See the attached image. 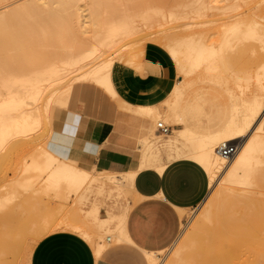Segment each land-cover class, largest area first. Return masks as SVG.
<instances>
[{"label": "rangeland", "instance_id": "1", "mask_svg": "<svg viewBox=\"0 0 264 264\" xmlns=\"http://www.w3.org/2000/svg\"><path fill=\"white\" fill-rule=\"evenodd\" d=\"M8 1L12 3L9 7L25 2ZM212 1L78 0L77 4H81L99 20L98 26L91 27L84 34L16 32L15 24L8 32H0V100L8 97L4 83L11 85V91L20 92L17 97L21 100L15 110L10 105L4 106L0 120V125L10 126L9 131H5L8 133L3 139L5 144L0 137V264H30L34 245L45 236L58 231L79 235L92 250L96 247H102L104 250L116 246L115 237L121 233L115 227L108 231L98 230L93 208L96 205L101 214L107 210L119 213L133 204L131 178L128 174L121 175L131 167L130 164L127 163L123 171L93 167L95 180L107 183L112 188L117 187L116 190L110 188V193L90 191L86 193V199L73 195L66 197V191L65 195L60 197L54 190L44 188L43 182L47 175L37 167L41 161L39 154L42 149L81 163L78 158L79 151L73 150L72 145L81 139V132L84 127L88 128V123H105L114 104L117 110L140 118L134 112L120 109L117 103L122 99L115 89L114 93L104 90L95 81L98 77L91 75L90 71L95 70L99 75L111 80V69L115 62L141 70L144 45L153 43L168 54L177 74V90L170 91L167 97L157 104L163 116L168 117V121H165L166 117L152 119L153 128H156V121L165 125L175 122L173 116H176V119L180 120L179 124L170 126V130L183 127L187 120L191 127L205 133L216 130L219 119L226 120L232 105L229 92L234 91L233 94L236 95L240 93L233 83L234 74L237 70L239 73L248 66L250 68L251 65L252 69L264 57L259 43L252 39V36H248L253 33L256 36L264 34V0H219L211 3ZM122 17L125 20L124 28L110 32L107 25ZM40 19L39 25L49 26L47 17L43 15ZM248 37H252V40ZM224 39L227 41L224 42ZM200 42L214 51L213 59H210L213 66H224L226 69L229 67L227 71L223 68V71L228 72L227 74L224 71L228 76L221 78L224 73L218 76V72L222 70L216 68L219 69L218 74L211 71L210 75L204 71L205 74L208 73L206 77L201 73L205 69L203 63L199 66L202 70L196 71V75L194 73L192 77L195 81H190L189 77H183L179 73L176 59L180 53L183 55V48L186 50L190 43H194L196 46H189L196 49ZM54 69L60 72L63 69L68 76H79L72 78L71 83L74 84L64 104L59 95L63 91L65 78L71 76L60 80L61 84L63 83L60 86V81H54ZM217 77H220L219 80ZM227 77L229 82L226 81ZM35 79L38 81H33ZM227 84L230 85L226 86ZM166 108L169 112L172 110L171 116ZM27 116L34 120L36 125L32 124ZM15 119H18V122H23L24 119L23 123L20 122L24 127L19 123L15 124ZM29 120L31 125L27 124ZM28 125L32 129L26 128ZM168 140L166 134L156 130V134L148 135L144 143L137 141L139 157L145 161L142 168L156 166L155 170L160 173L159 166L179 157L194 160L191 157L193 150L188 146L168 152H158L152 147L154 141L161 143ZM229 143L236 148L239 145L236 140ZM132 166L135 167L136 164ZM35 167L37 169H34ZM220 175L223 176L218 177H221V182L217 183L219 179L209 188L198 206L186 211L181 210L182 224L176 241L171 247H167V250L154 253L157 264H169V261H172L175 250L183 243L186 244L193 226L200 224V215L211 202L216 204V207L212 204V223H201L202 229L194 234L197 239L196 247L184 249V255L188 259L193 258L190 264H197L198 250L203 254L205 264H244L243 261L256 263V255L262 251L261 243L264 241V218L260 213L264 214V179L259 177L252 181V185L246 186L224 182L225 175ZM208 176L210 178L209 174ZM241 190H246L245 196L243 192L241 194ZM248 203H252L256 211L252 210L254 207H248ZM248 213L252 218L247 220ZM253 216L262 219H255ZM107 237L110 238L109 241H106Z\"/></svg>", "mask_w": 264, "mask_h": 264}, {"label": "crops", "instance_id": "2", "mask_svg": "<svg viewBox=\"0 0 264 264\" xmlns=\"http://www.w3.org/2000/svg\"><path fill=\"white\" fill-rule=\"evenodd\" d=\"M141 67V70H136L115 62L111 69V82L122 99L118 101V107L134 112L140 118L117 110L114 104L105 123H88V128L84 127L81 132V139L72 145L73 150L79 151L81 163L60 157L93 173V178L77 195H73L85 199L86 193L90 191L110 193V188L116 190L117 187L112 188L107 183L95 180L93 167L123 171L127 163L130 164L131 167L124 174H119L125 176L128 171L135 172L134 178L130 180L133 204L119 213L107 210L101 214L96 205L93 208L98 230L108 231L112 227H119L125 231V237L115 242L116 246L105 248L96 258L90 245L79 235L58 231L34 245L30 264H149L146 253L162 252L176 241L182 224L181 210H190L205 198L209 190V176L203 166L194 160L179 157L168 162L160 173L155 170L156 166H139L141 159L137 139L146 134L151 116L144 114L138 106L159 104L167 97L177 78L173 61L153 43L144 45ZM70 89L71 86L64 88L59 95L62 104L68 98ZM229 116L226 120L219 119V126L213 131L202 133L186 120V125L173 128L172 132L187 127L200 134L214 133L223 127ZM263 118L264 113L261 117L264 126ZM134 163L135 167L132 166Z\"/></svg>", "mask_w": 264, "mask_h": 264}, {"label": "bare ground", "instance_id": "3", "mask_svg": "<svg viewBox=\"0 0 264 264\" xmlns=\"http://www.w3.org/2000/svg\"><path fill=\"white\" fill-rule=\"evenodd\" d=\"M24 1L25 2H23L22 4L9 7L12 3H10L8 0H0V32H8V30L15 24L17 27L16 32H80L81 34H84L88 32L91 27L94 28L98 26L99 24V20H97V16L92 14V12L88 11L86 8H83L81 4H77L78 0H24ZM214 1H219V0H213L211 3H213ZM43 15L47 17V19L49 20V26L38 24V21H41L40 17ZM107 26L110 32L119 31L124 28L125 20L123 17L119 19H115V20H112L110 24ZM263 35L264 34L260 36L259 35L256 36L253 33V35L249 34L248 36H252L253 38L252 37L251 38L256 40L259 43L260 45L259 48H261L260 50H262L263 56H264V36ZM251 38L248 37L249 40ZM223 41L225 42L227 40L224 39ZM224 42H223V45H224ZM200 43H199L200 46L199 47L197 46L196 49L195 47L192 48L191 46H189L190 44L193 45L194 43L193 44L190 43L189 45L186 44V46L187 45L188 46L186 50L185 48H183L184 49L183 55L180 53V56L176 59V63L178 60L177 69L179 73L183 77H189L190 81L191 80L195 81L192 77H194V73L196 75V73L200 71L201 68H199V66L202 65V63H203L202 66H204L205 69L203 70L201 69L202 70L201 73H204V74H205L204 71H206L210 73L211 75V71H214V72L216 71L217 73L218 70L220 69V71L221 70L222 71L218 72L220 74L218 73L217 74L218 76H221V73H224L225 71V70L223 71V68L226 69V67L224 66L221 68L217 65L215 66V64L213 66L212 61L210 59L211 58L213 59L212 56L215 54L214 51H211L208 48V46L205 45L204 43L202 42ZM193 46H196V45H193ZM211 49H212V44H211ZM224 61L222 63H224ZM214 62L215 61H213V63ZM251 67L249 68L248 66V68H246L247 71H245L246 69L243 70L245 72L241 71L243 74H241V72L239 71L240 75L239 73H237L238 68H236L237 70L236 73L238 75L236 73H235L236 75L234 74L233 83L236 84V86L239 88L238 90L240 93L236 90L239 93L238 95H236V94H233L234 91L232 92L229 90L231 100H232L231 113H230L228 120L226 121V123L223 125L222 128H220L218 131L214 133H209V134H200V133L194 132L193 130L188 129L187 127H184L183 129H180V130H175L173 132L171 129L168 133H165L167 139L169 138L168 141L161 142V143L154 141L152 143V147L157 149L158 152H164V151L168 152L173 149H183L184 146L190 147L193 150L191 157L194 160H196L201 166H203L207 174L210 175L209 188L212 187L213 184L221 178L220 177L218 179L219 176H222L220 175L222 173L225 175L224 182H227L230 184L250 186L252 185V181H254L255 179L259 177H262V179H264V126L261 121L262 114L264 113V57H263V60L260 63H258V65H254L252 69ZM216 68H219V69H216ZM228 68L226 69V71L228 70ZM196 69H199V70H196ZM54 71H55L54 81H60V80L62 81L63 78L68 76L66 75L65 72H63V69L61 72L57 69H54ZM230 71L231 69H229V72ZM89 73H91V75L93 76L98 77L95 81L99 83L103 87L104 90H106L109 93H114V87H113L111 80H108L105 76L99 75L98 72H96L95 70H92ZM226 73L228 74V72ZM207 74H205V76ZM227 74L224 73L223 74L224 76L222 75L221 78L226 77ZM77 76L78 75L74 77L71 76V78H68V79L65 78L66 81L63 82L65 83V85L63 86V89L68 86H72V84H74V83H71L72 78L75 79ZM216 76L217 75H215V77ZM229 76H231V74ZM51 77L49 78L50 80H52ZM197 77L199 76L197 75ZM228 78L229 77H227L226 81L229 82ZM33 81H38V79H35ZM61 81L58 84L60 86H62L63 84V83L61 84ZM57 83L58 82H56V84ZM5 84H6V89H7L6 96L8 97L0 100V120L2 119V108L4 106L10 105L11 108L15 110L18 108L19 102L21 101L18 98L19 97L18 94H20V92L16 93L18 91L16 92L11 91L10 90L11 85L10 84L7 85V83H4V87H5ZM176 85H177V82L173 85V87L171 88V91L177 90ZM229 85L227 84L226 86H229ZM227 96H228V93H227ZM138 108L144 114L150 115L151 120L157 119V118L165 119L166 117V115L163 116V112L159 110L158 105L157 106L156 105L138 106ZM166 111L170 113L169 115L171 116L172 110L169 112L167 109ZM167 118L168 117H166L165 119L166 122L168 121ZM173 118H175L174 119L175 122L166 124V126L170 127L172 124H175V123L178 124V121L180 120L176 119V116L175 117L173 116ZM24 119H22L23 122H24ZM27 119H30L32 121V124L36 123V122L33 123L34 120H32L29 117ZM30 120L28 121L27 124L31 123ZM14 122L15 124L16 123L20 124V122L22 121L20 120V122H18V119H16L14 120ZM157 122L159 121H156V123ZM20 125L24 127V124H20ZM29 125L26 126V128L29 127ZM8 126L9 125H6V124L0 125V137H2L1 139L3 143H4L3 139H5V135L8 134V133H5V131L8 132L10 129V126L9 128H7ZM18 129L21 131L23 130L21 128H18ZM156 130L157 129L156 128L154 129L151 123L148 124L146 134L139 136L137 141L140 143H144L145 142L144 140H146V137L148 135L154 136L156 134ZM171 132L172 134L170 135ZM152 139L153 138H151V140ZM234 140H236L239 144L237 145L236 152L232 154L230 157L222 156L219 153L218 148L223 144L232 145L229 143V141H234ZM32 157H35V156H32ZM39 157L41 161L37 167L41 172H44L47 175L43 182L44 188L46 187V189L48 188V189L54 190L57 195L58 194L60 195V197H63L65 195V191L67 193L66 197L71 196V195H77L83 189V187L93 178V173L90 170L79 168L78 166L61 159L59 156L52 154L50 151L46 149L41 150ZM225 161H227V163H225ZM144 163L145 161L141 159L139 166L142 167ZM31 164L29 165L32 166ZM165 165L166 164H162L161 166H159L158 167L159 170L162 171ZM37 167H35L34 169H37ZM127 173L131 179L134 178L135 172L128 171ZM27 180L29 181V178ZM220 182H221V179L217 183H220ZM225 189L230 190L228 187L227 188L225 187ZM244 191L246 190H241V194L243 192V195H244ZM245 193L247 196V192ZM218 201H219V198H218ZM212 204H213L212 202H211V205H209L208 203V206L204 209V211L202 210L203 212L202 213L200 212L201 213L200 224H196L193 226L192 231L187 237L186 244L183 243L182 245H180V247H178L175 250L173 258L171 257L172 261L171 262L169 261V264H190V261L193 260V258L188 259L184 255V249L185 248L193 249L196 247L195 244H196L197 239L195 238L194 234L195 232H197V230L202 229L201 223L203 224L212 223V219L214 218L213 212H212ZM213 205H215L216 207V204H213ZM247 205L248 207L250 206L254 207V209L252 210L256 211L255 206H253L252 203L250 204L248 203ZM260 213L262 214L264 218L263 212H260ZM248 215H247L248 216L247 220L249 218H252L251 214L248 213ZM253 218L262 219V217H258V216L257 217L253 216ZM242 219L244 220V217ZM240 221L242 220L240 219ZM116 229L118 230V232L121 233L119 236L115 237L116 242H118L120 238L125 237L126 234H125V231H122V229H119V227ZM204 233L208 234L207 231H204ZM107 239L110 240L109 237H107ZM107 239L106 241H108ZM261 245L263 249L262 251H260V253L256 255V257L258 258H256L257 261L255 264H264V241L261 243ZM102 251H103L102 247H96L93 250L94 256L98 258L99 255L102 253ZM146 257H147L149 264H157L155 262L154 253L148 252L146 253ZM196 257H197V264H205V259L203 258V254L199 250L196 253ZM245 260H247V258H245ZM243 263L249 264L251 262L243 261Z\"/></svg>", "mask_w": 264, "mask_h": 264}, {"label": "built area", "instance_id": "4", "mask_svg": "<svg viewBox=\"0 0 264 264\" xmlns=\"http://www.w3.org/2000/svg\"><path fill=\"white\" fill-rule=\"evenodd\" d=\"M156 129L162 134L168 133L170 131V127L166 126L162 122L156 123ZM219 153L224 157H230L232 154L236 152V146L234 145H221L218 148ZM109 241V239H107Z\"/></svg>", "mask_w": 264, "mask_h": 264}]
</instances>
